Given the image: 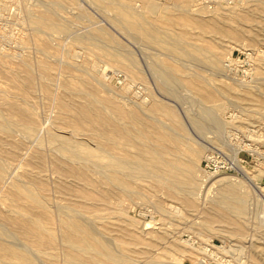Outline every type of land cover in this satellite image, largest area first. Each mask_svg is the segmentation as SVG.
<instances>
[{
	"label": "rangeland",
	"instance_id": "obj_1",
	"mask_svg": "<svg viewBox=\"0 0 264 264\" xmlns=\"http://www.w3.org/2000/svg\"><path fill=\"white\" fill-rule=\"evenodd\" d=\"M147 1L68 0L65 1L67 3L64 2L66 5L63 3L60 7L52 5L48 0H0V86H3L0 87V100L19 101L21 104L28 105L32 113L34 111L33 117L36 120V124L37 121L39 123L33 134L34 136L31 135L30 137L23 136L22 132L19 134L20 130L14 129L15 131L13 130L11 139L15 146L6 145V136L0 133V147L2 148H0V155L5 158H3V161L0 156V161L4 162L5 165L7 164L6 171L8 169V174L6 171L4 173L3 182L0 181V186L2 185L0 187V195H2L0 197V202L2 203H0V207H2L0 208V218L2 219H0V228L3 226V233H0V241H4L3 243L10 246L13 245L12 247L17 250L27 251L34 261L37 260L36 263L38 264H66L64 246L62 241L60 242L61 231L56 216L59 204H62V209L68 211L66 206L68 205V201L57 187L58 182L56 180L58 181L62 176L54 160L58 156L57 154H59L57 149L58 144L50 141L49 133L57 127L55 125H58L61 127L56 128L53 132L79 140L83 131L80 142L84 146L93 149H97V144L100 143L104 146L106 140L103 137L99 135L91 136L86 130L78 133L73 130L75 122L72 119L71 113H64L65 111L60 106L61 101L65 97L64 95L67 94V83L71 81L78 83L80 79H85L97 88V95L101 99L110 98L117 108L136 113L138 117L136 121L130 120L127 116L118 118V116L112 114L116 120L124 123L133 133H137L138 130H142L144 133L135 137L128 136L124 140L125 149L122 153L131 158L134 155V151L136 153V151H140V148H147L152 151L155 147L154 149H158L159 151L163 150L164 140L157 136V129L155 128L156 125L166 126V122H168L167 126H172V122L164 114L149 111L154 101L157 100L173 108L184 123L186 128L184 127L185 129L179 138L181 142H185L184 144L186 145L203 143L208 147L202 153L198 167H191L192 169L185 172L186 175L184 173L181 176L182 179H187V175L199 178L203 173H213L205 170V159L206 155L215 151V154L219 158L225 159L229 166L223 172L218 169L215 170L214 172H218V177L232 176V179L242 181L250 192L249 200L246 203L248 214H246L247 219L245 221V224L249 228L245 231L246 235L239 236L231 228L235 222L232 224L231 221L221 218L220 214L224 210L215 204L214 198L219 189L218 184L210 183L203 196L194 197L193 195H188L182 188H180L181 192L173 183L166 182V184L161 185L157 177L153 178L151 175L145 177V174L142 172L136 173V177L132 178L123 176L126 180H128L127 178L130 180L127 181L128 184L120 186L121 188L124 187L123 189H118L120 190L118 191L120 198H114L113 202L109 205L98 206L92 212H86L84 215L81 213L80 215L84 222L88 221L91 224L94 222L92 228L95 224V230L101 231L97 236L103 240L109 237L112 242V244L109 242V245L110 247H114L112 248L114 251L121 248L119 255L125 257L127 254V256L130 255L127 257L131 259L129 264H147V262L148 264H256V262L260 264L264 262V197L257 195L253 183L260 182L262 187H264V134H261V132H264V40L254 45H244L245 41L243 39L240 41L229 38L218 39L215 32V24L211 22V18L213 17V13L215 14L218 11L235 14V12H240L246 8L245 11L252 14V18L246 20V27L243 26L244 30H246L245 36L249 39L251 32L249 31L250 27H248V24H256L257 28L264 33V0H157L162 6L155 13L146 10L145 5ZM183 4L184 7H182ZM28 9L31 11H27ZM45 9H49L56 19L65 23L67 29L65 31L54 30V32L38 25L35 26V23L31 20L43 10L45 11ZM200 10L203 11L202 15H200L202 13ZM221 21L218 22L220 27L228 25L229 21H224L226 24ZM230 23L235 24L236 21L230 20ZM151 28L157 29L158 32H154ZM98 29H103L104 34L99 38H94L95 32ZM65 32L67 35L64 34ZM174 38H178V40ZM117 44L119 48L123 46L126 51L123 48H121L122 50H118ZM98 45H102V47L100 48ZM120 45L122 46L120 47ZM120 51L121 54L131 57L138 69L134 67V71L131 72L124 69L120 64L116 66L117 62L114 61V55L112 54L120 53ZM249 52L253 53L256 60V66L252 74L240 79L237 76L234 77L229 74L226 70L227 58L231 56L237 58ZM212 53L220 58L221 63L218 66L209 63V59L214 56ZM6 61H10L11 64ZM40 62L49 65H47V68H49L46 72L41 71L40 66H38ZM17 64H19V67L21 65L24 68L20 67L21 71L25 70V68L31 70L34 76V83L32 85L25 86L26 88H24V85L14 76L15 74L13 75V70L11 71V69L19 70ZM108 64L114 65L115 71L109 70L108 73L110 74L106 79L101 77V75ZM93 65H95L94 70L91 68ZM32 68L34 69L33 72ZM161 70H169L168 72L176 76V81L163 86L159 82L160 79H157ZM47 72H49V77H45ZM154 72L157 73L154 74ZM225 74L230 77V79H226L228 82L222 80L225 78ZM13 83H16V85ZM46 87L48 88L47 91ZM7 91L9 94L6 93ZM18 92L21 95H17L16 93ZM207 93H212L215 95V99L223 101L225 105L220 110H217L216 113L218 114L216 116H220V119L219 117L216 118L217 121L215 119H208L205 117V113H203L204 110L210 108L209 106L212 108L214 104L213 101L206 99ZM182 94L183 96H180ZM3 95L4 98H2ZM98 106L100 105L98 104ZM1 111L4 110L1 109ZM104 113L105 117L108 116L107 118L110 119L111 109L107 108ZM201 113L205 118H202L203 115ZM201 115L202 117H200ZM197 117L200 120L202 119L203 123ZM39 121L42 123L40 124ZM218 121L219 124L220 122L222 124L219 125ZM209 122L213 124L211 123V125ZM49 125L51 126L49 127ZM213 125H216V127ZM67 127L69 130L66 129ZM70 127L73 128L70 129ZM199 128H202L201 134L197 131V129L200 131ZM252 129L254 133L258 130V133L253 134ZM260 129L261 131L259 132ZM72 131H75L74 133L79 137L77 138L75 134L73 135ZM182 136H186V138L189 136L192 139L188 137V140L184 138L185 141H183ZM27 138L29 141L26 140ZM149 144L151 146L153 144V148ZM27 147L28 149H26ZM181 147L183 150L182 156L185 157L187 155L185 151L186 146L185 148L184 145ZM28 151H30L29 154ZM19 155L22 157L19 158ZM36 155L39 157L38 160H35ZM168 157H171V155H168ZM59 158L65 165L68 164V167L86 174L88 173L89 178L97 179V192L104 193L106 185L112 186L107 183L105 175L97 171L94 165L75 162V158L69 157L67 152L64 153V156L63 154L59 155ZM6 160L8 163H6ZM14 163L15 165H13ZM25 167L27 168L25 169ZM14 169L20 171H17L19 176H17L18 174ZM6 177L7 179H5ZM8 177L13 178L11 182L20 181L22 178V180L25 179L21 182H26L36 193L38 192L40 195H43L40 196L37 193L41 199L44 198L43 201H48V203L46 201V204L52 214L51 217H45L43 220L45 225L53 232L55 238L58 237L53 243L54 245L48 242L46 238L47 240H44L40 249L36 250L31 242V233L23 235L21 233V225L9 221V216L14 213L8 210V203L16 202L15 204H17L19 202L20 204H24L26 201H15L12 198L13 187ZM18 177L20 179H17ZM29 177L32 180L28 179ZM247 177H253L254 179L251 181ZM4 184L6 186L3 188ZM57 202L59 203L57 204ZM172 204L180 208L182 207L186 214L183 213L184 216H179L181 214H178L172 207ZM3 205L7 208L5 209ZM209 212L213 213L215 217L210 216L211 213L209 214ZM172 213L174 217L171 215ZM85 215H88L87 218ZM92 218H95V220ZM261 218L262 222L260 221ZM97 222H99L98 225ZM8 223L11 225H8ZM147 223L151 225L149 228H146ZM117 228H121V230L118 231ZM11 229L15 230L13 233L17 236L16 238L13 233V236L9 237ZM227 230L230 232H227ZM258 230H261V233H258ZM117 231L121 235L117 234ZM102 232L106 237L102 236ZM161 234H164L165 238L156 242L153 250L150 251L151 254L155 255V260L151 261L150 258L142 253L136 255L131 251L135 243L139 242L140 245L138 247H142L143 244L153 243L151 242V238ZM19 238L22 242L18 240ZM16 239L17 243H22V247L25 242V246L22 248L19 244L15 245L17 244L14 243ZM185 240L196 247H202L203 249L206 247L211 250L208 253L192 251L185 256H180L179 251L175 247L184 248L185 243H187ZM30 245L33 249L28 247ZM28 248L33 252L28 250ZM42 249L46 251L44 252ZM116 253L118 254V251ZM35 254L40 256H36ZM38 257L43 259L39 258L42 262ZM133 257L135 258L133 259ZM143 261L144 263H142Z\"/></svg>",
	"mask_w": 264,
	"mask_h": 264
},
{
	"label": "bare ground",
	"instance_id": "obj_2",
	"mask_svg": "<svg viewBox=\"0 0 264 264\" xmlns=\"http://www.w3.org/2000/svg\"><path fill=\"white\" fill-rule=\"evenodd\" d=\"M48 1L54 6L55 5L60 6L65 1H68V0H48ZM225 1H227V0H225ZM65 3H67V2H65ZM65 3H64V5H66ZM242 4H244V3H242ZM186 5H187V3H186ZM209 5H210V3H209ZM161 6L162 5H160V3L157 0L156 1L155 0H148L146 2V5H145L146 10H148L150 12H153V13H155L157 10H159ZM179 6L181 7V5H179ZM243 6H242V9H243ZM182 7H184V4L182 5ZM245 10H246V8H245ZM245 10L243 9L240 12H235V14H231L229 12L228 13H224V12H220V11L216 12L215 14L213 13V17L211 16L212 17L211 18V22L213 24H215V30H216L215 32L217 34L218 39L219 38H229V39L238 40V41L243 39V41H245L244 45H254L255 43H259V42L264 40V33L260 29H258L256 24H254V23L248 24V27H250L249 31L251 32V36H250L249 39L246 38V36H245V31L246 30H244L243 26H245L246 20H250L252 18V14H250L251 12L248 13ZM27 11L30 12L31 10L28 9ZM200 11H202V10H200ZM213 12H215V11L213 10ZM199 14H200V12H199ZM202 14H203V11H202V13L200 15H202ZM28 15L30 16L29 13H28ZM263 18H264V16H263ZM220 20H222L223 22L224 21H229L228 25L225 26V27L224 26L220 27L218 25V22H220ZM230 20H232V21L234 20V21H236V23L232 24V23H230ZM31 21L33 23H35V26L38 25L39 27H44L46 30L49 29V31L50 30H53V31L54 30L55 31H65L67 29V25L65 23L59 21L58 19H56L51 14L49 9H47V10L45 9V11L43 10L40 14L34 16L33 20H31ZM98 28H102V27H98ZM151 29L154 32H158L157 29H155V28H151ZM74 32H75V30H74ZM64 34L67 35L66 32ZM102 34H104L103 29L102 30L98 29L95 32L94 38H96V37L99 38ZM174 39L178 40V38H174ZM93 44L97 45L95 43H93ZM98 46L100 48L102 47V45H98ZM117 46H118V48H117L118 50H122L121 48H123L125 50V48L122 45H120V47L122 46L121 48H119L118 44H117ZM112 55H114V61L117 62L116 66L118 64H120L124 69H127L128 71H131V72L134 71V67H136L138 69V67L134 63V60L131 57L127 56V55L121 54V51H120V53L119 52L118 53H113ZM26 58H29V57H26ZM30 60H31V57H30ZM7 63H10V61L7 62ZM15 63H18V62H15ZM209 63L214 65V66H218L221 63L220 62V58L217 55H214L213 57H211L209 59ZM6 65H8V64H6ZM17 65L19 67V64H17ZM47 65L48 64H46L44 62H40L38 66H40V69H41L42 72H46L47 69L49 68V67L47 68ZM13 66H14V64H13ZM20 67L23 68L21 65H20ZM20 67H19V70L11 69V71L13 70L12 71L13 75L15 74L14 76L16 78H18V81L21 82L24 85V88H26L25 86H29V85H32L34 83V76L32 75L31 70L29 68H27V69L25 68V70L21 71ZM28 67H30V66H28ZM88 67H90V66H88ZM91 68L94 70L95 65L91 66ZM162 69H164V68H162ZM167 69H168V67H167ZM33 70L34 69L32 68V72H33ZM109 70L115 71L114 65L108 64L107 68L105 70H103L101 77H104V78L108 77L109 74H110V73H108ZM154 70L156 71V69H154ZM164 71L161 70V72H159V78L156 77L157 79H160V81L159 80L158 81L163 86L176 81L177 78H176V76H174V74L168 72L169 70H164ZM12 72H10V73H12ZM156 73L154 72V74H156ZM48 74H49V72H47L45 77L48 76ZM50 75H52V74H50ZM224 76H225V78L222 79L223 81H227L226 79H230V77L226 76V74ZM13 77H12V79H13ZM45 80H46V78H45ZM16 82H17V80H16ZM231 82H234V81H231ZM65 83H66V80H65ZM13 84L16 85V83H13ZM17 85H19V83H17ZM22 86H19V87H22ZM106 86H107V84H106ZM0 87H3V86H0ZM4 87H5V85H4ZM8 87H10V86H8ZM63 87H65V86H63ZM83 87H85V88H83ZM166 87H168V86H166ZM67 88H68V90L66 91L67 94L64 95L65 97L61 101L60 106H61L62 110L65 111V112L63 111L64 113H66V114L67 113H71V116L73 117L72 119L75 122V128L73 130L77 131V133L82 131V130H86V132L89 135L90 134H91V136L92 135H99V136L103 137L106 140V142H105L104 146L101 143L97 144V149H93L91 147L84 146V144L82 142H80V138L83 135V131L81 132V134H82V135H80L81 137L79 138V140L77 139L78 140L77 141V140H75L76 138L75 139H73V137L72 138H68V137H65V136H63V135H61L59 133L53 132V130L55 131L56 128L61 127V126H58V125H55V126H57L56 128L52 127V128H55V129H53L52 132L49 133L50 141L53 142V143H57L58 144V148L57 149H58L59 154H57L58 156H56L54 160H55V163L57 164V168L60 171L62 176L58 179V181L56 180V182H58L57 183V187H58V190L66 197V199L68 201V205H66L67 208H68V211L62 209L61 208L62 204H59L60 206L57 207L58 214L56 216L58 224H59V228H60V231H61V234H60V239L61 240H60V242L62 241L63 246H64V252H65L64 253L65 254L64 255L65 256L64 259H65V263L66 264H129L130 263L131 259L127 258L130 255L127 256L128 255L127 254L126 257L119 255L120 254V250H121V248H119L120 246L118 247L120 250H116V251H118V254H117L116 251H114L112 249L114 247H110V245H109V242L112 244V242L110 241V238L109 237L107 238V239H109V241H107V239H105L108 242L107 243L105 240H103L100 237H98L97 235L101 231L95 230V228H94L95 224H94V227L92 228V225H93L94 222L92 224L90 222L88 223V221L84 222L81 219L82 217H80V215H81V213H83V215H84L86 212H92L98 206L109 205L110 203L113 202L112 200L114 198L115 199L116 198H120V196L118 195V191H120V190H118V189L121 188L120 186H124V185L128 184L127 181L130 180L129 178H127L128 180H126L123 176H125V177L129 176V177L132 178L134 176L136 177V173H139V172L140 173L142 172L143 174H145V177L146 176L148 177L149 175L153 176V178L157 177V180L161 183V185L166 184V182L173 183L179 189L182 188L183 191L188 193V195H191V196L193 195L194 197L195 196L199 197L200 195L203 196L204 193L206 192L207 188H208V185L210 183L218 184V186H219L218 188L219 189H218V192H216L217 193L216 196H215L216 199L214 198V201H215V204H217L221 209L224 210V212H221L222 214H220L221 218H223L224 220L226 219V220L231 221L232 224H233V222H235V224L231 228H232V231L235 230L236 233L239 236H243L245 234L246 229L249 228L245 224V221L247 219L246 218V214H248L247 213L246 203L249 200L250 192L246 189V186L244 185V183L242 181L232 179V176L218 177V174H217L218 172H213V173H207L206 172V173L201 174V176L199 178L196 177V176H192V175L191 176L187 175V179H182L181 178V176L184 175V173L186 171H188L189 169H192L191 167H198V165L200 163V160H201V157H202V153L208 147L206 145H204L203 143H198V141H196L198 144H193V145H189L187 141H186V143L188 145L184 144L185 142L184 143L181 142V139H179V138L182 135V131L186 127H185L184 123L180 120V117L178 116L177 112L173 108L168 107L165 104H162L161 102H159L157 100H155L153 105L149 108L150 112L152 111V112H155V113L158 112L160 114H164L172 122V126H167L168 122H166V126H158V125H156V128H155V129H157V134H158L157 136L160 139L164 140L165 144L163 146L162 145L161 146L163 147V150H165V151L162 150L163 151L162 152V151H159L158 149H154L155 147L154 148L152 147L153 144H152V146L149 144L153 148L152 151L147 149V148H140V151H138V152L136 151V153L134 151V155L130 158V157H128V155L122 153L124 151V149H125L124 148L125 147L124 140L128 136L135 137V136H138V135H142L144 133H143L142 130H138L137 133H133L131 131V129H129L127 126H125L124 123L116 120L114 115L118 116V118L127 116L130 120L136 121V120H138L137 119L138 117H137L136 113L133 112V111L123 110L122 108H117V106L114 105L113 100L110 99V98L105 99V100L101 99L97 95V88L93 84L89 83L85 79H80L78 83L72 82V81L68 82L67 83ZM16 89H18V88H16ZM169 89H170V87H169ZM2 90H4V89H2ZM25 90H27V89H25ZM47 90H48V88L46 89V91ZM24 91H22V92H24ZM2 92L4 93V91H2ZM50 92H51V90H50ZM6 93H8V91ZM61 93H63V92H61ZM16 94L17 95H21V94H19V92L16 93ZM10 95H12V94H10ZM180 96H183V94L180 95ZM18 97H21V96H18ZM57 97H58V92H57ZM205 97H206L207 100L213 101L214 104L212 105V108H211V106H209L210 108H207V109L205 108L206 110H204V112L203 111L202 112L205 113V115H206L205 117H207L208 119H211V120L215 119L217 121L216 118L219 117V119H220V116L219 115L216 116L218 114L216 112H217V110H220L221 108H223L225 105H224L223 101H221L219 99H215V95H213L212 93L211 94L207 93ZM2 98H4V95H3ZM19 99H21V98H19ZM61 99H62V97H61ZM0 101H2V102H0V133H2L3 135L6 136V141H5L6 145L15 146L14 143L12 142V139H11L12 132H13L14 129L15 130L16 129L20 130L19 134H21V132H22L23 136L25 135L26 137H30L36 131L37 124H39V123L37 121V124H36V120L33 117L34 111L32 113L31 108L28 105L21 104L19 101H17L19 103H17L16 101H9V100H0ZM24 102H25V100H24ZM98 104L100 106H98ZM204 104L206 105V103H204ZM107 108H109V110L111 109V114H110L111 117H110V119L107 118L108 116L105 117V113L104 112H106ZM203 108H204V106H203ZM1 109H3L4 111H1ZM34 109H35V107H34ZM145 110H146V108H145ZM112 114H114V115H112ZM202 115L200 117H202ZM205 117L203 115L202 118H205ZM193 118H195V117H193ZM152 119H154V118H152ZM157 119H156V121H158ZM201 120H200V122H201ZM193 122H194V120H193ZM204 122H206V121H204ZM41 123L42 122H40V124ZM202 123H203V120H202ZM211 123L209 122V124H211ZM218 124H219V121H218ZM221 124L222 123L220 122L219 125H221ZM59 125H61V124H59ZM50 126L51 125H49V127ZM206 126H207V124H206ZM213 126L216 127V125H213ZM223 126H224V124H223ZM42 127H44V126H42ZM62 127H64V126L62 125ZM207 127H209V125ZM207 127H206V129H207ZM71 128H73V127H70V129ZM133 128H134V126H133ZM62 129H64V128H62ZM66 129H68V127ZM57 130H60V129H57ZM160 130H162V131H160ZM201 130H202V128L200 129V131L197 129V131L200 132V134H201ZM221 131H222V129H221ZM16 132H19V131H16ZM42 132H43V130H42ZM74 132L72 133L73 135L75 134ZM40 133H41V130H40ZM204 133H205V131H204ZM216 135H217V133H216ZM91 136H89V137H91ZM76 137H77V135H76ZM188 137L186 138V136H185V137H183V139L185 138V139L188 140ZM23 138H25V137H23ZM90 139H88V140H90ZM185 139L183 141H185ZM190 139H192V138H190ZM26 140L29 141L28 138ZM30 141H32V140L30 139ZM38 142H40V141H38ZM139 142H140V140H139ZM29 143L31 144V142H29ZM193 143H195V142H193ZM39 145H37V146H39ZM182 145H184V148L186 146L185 151H186L187 155L185 157L182 156V154H183V152H182L183 150H182V147H181ZM29 146H31V145H29ZM28 147L26 149H28ZM93 147H95V146H93ZM21 149H23V148H21ZM4 151H6V150H4ZM41 151H43V150H41ZM29 152L30 151H28V154H29ZM66 152L69 154V157L75 158L74 159L75 162L78 161V162H81V163L94 165L96 167L97 171L102 172L105 175V179H106L107 183L111 184L112 186L106 185V187H105L106 191L104 193L100 192L99 190H98L99 192H97V186H98V180L97 179L89 178L88 175H87L88 173L86 174L84 172L77 171V170H75L72 167H68L67 166L68 164L65 165L60 160L59 155L63 154V156H64V153H66ZM38 153H43V152H38ZM237 153H235V154L237 155ZM168 155H171V157H168ZM20 157H22V156L19 155V158ZM66 157H68V156H66ZM3 158L4 157H2L1 160H3ZM32 158H34V157H32ZM62 158H64V157H62ZM206 158H209V154L206 155ZM38 159H39V157L36 155L35 156V160H38ZM66 161H68V160H66ZM3 163H2V161H0V181H2V182H3V178H4V173L6 171V165H7V164L5 165V163L4 164ZM6 163H8L7 160H6ZM16 163L18 164V162H16ZM69 163H71V162L69 161ZM8 165H10V164H8ZM13 165H15V163ZM11 166H9V167H11ZM26 168L27 167H25V169ZM16 169H17V167H16ZM9 171H10V169H9ZM17 171H16V173L18 174L17 176H19L18 172H20V171H18V172ZM6 173L8 174V169H7ZM21 173H20V175H21ZM7 174H5V175H7ZM12 175H13V173H12ZM185 175H186V173H185ZM245 175H247V174H245ZM7 176H9V175H7ZM140 176H141V174H140ZM142 177H143V175H142ZM254 177H257V176H254ZM5 179H7V177ZM5 179H4V181H5ZM9 179H10L9 181L11 182V179H13V178L11 177ZM17 179H20V178L18 177ZM22 179L20 181L11 182L12 183V187H13L12 198L15 201L16 200H23V201L25 200L26 203H24V204H20L19 202H17V204H15L16 202H13V203L9 202L8 203V206H9L8 210L12 211L14 213L13 215L11 214L9 216V221L12 222V223H19L21 225V233L23 235H27L28 233H31V235H32V240H31L32 245L37 250V249H40V247L42 246V244H43V242H44V240L46 238L48 239V240L46 239L48 242L53 244L57 240L58 237L55 238L53 232L45 225V222L43 220V218H45V217H47V218L51 217V214H52L50 212V210H49V207L46 204L47 200L43 201L44 198L41 199V197H40V196H43V195H40V193L37 192L40 195L39 196L26 182H21V181L25 180V179L24 180H22ZM28 179H31V178L29 177ZM248 179H250L252 181L254 178L253 177H249ZM27 181H30V180H27ZM44 181H46V180H44ZM132 181H133V179H132ZM56 182H55V184H56ZM102 184H104V183H102ZM180 184H183V185H180ZM5 186H6V184H4L3 188ZM7 186H9V185H7ZM253 186L255 188V191L257 192V195H260V196L264 197V187H262L260 182H258V183L254 182ZM123 188H121V189H123ZM2 190H5V189H2ZM128 191H129V189H128ZM135 191H137V190H135ZM180 191H181V189H180ZM129 192L131 193V191H129ZM4 193L6 194V192H4ZM8 194H10V193H8ZM127 194H129V193H127ZM1 196L2 195H0V197ZM44 197H45V195H44ZM8 201H10V200H8ZM47 203H48V201H47ZM58 203L59 202H57V204ZM152 203L154 204V202H152ZM3 206L5 207V205H3ZM54 207H55V205H54ZM172 207L178 212V214H181L179 216H182L183 213H185V211L182 209V207L180 208V207L175 206L173 204H172ZM249 207H251V206H249ZM0 208H2V207H0ZM6 208L7 207H5V209ZM59 208H61V209H59ZM63 208H65V207H63ZM170 209H171V207H170ZM213 211L215 212V210H213ZM206 212L208 213V211H206ZM210 213L211 212H209V214ZM213 213H211L210 216L215 217V215ZM171 215L173 216V213ZM216 215H218V214H216ZM85 216L87 218L88 215H85ZM93 220H95V218ZM261 220H262V218L260 219V221ZM247 221H249V220H247ZM1 223H3V222H1ZM98 223L99 222H97V225H98ZM9 224L10 223H8V225ZM146 225H147L146 228H149L151 226V225H149V223H147ZM256 226H257V224H256ZM13 227H14V225H13ZM106 227H108V225H106ZM2 228H3V226H2ZM2 228H0V233H3ZM225 228H227V227H225ZM93 229L97 232V234H96V232ZM207 229H208V227H207ZM260 229H261V227H260ZM11 230H10L11 234L9 235V237L15 235L13 233V231L15 232V230H13V229H11ZM117 230L120 231L121 228H117ZM229 230H231V229L229 228ZM5 231H7V230L5 229ZM118 231L116 233L120 234V232H118ZM158 232H159V230H158ZM227 232H230V231L227 230ZM257 232L261 233V230L260 231L258 230ZM12 233H13V235H12ZM103 235H104V237H106L104 233L102 234V236ZM254 235H256V234H254ZM257 236H259V235H257ZM14 237L16 238L17 236L15 235ZM14 237H12V238H14ZM260 237H261V235H260ZM111 238H113V237H111ZM163 238H165L164 234L155 235L154 237L151 238V242H153V243L143 244L142 247H138L140 245L139 242L137 244L135 243L134 248H132L131 251L133 253H135L136 255H140V253H142L146 257L150 258L151 261L155 260V258H156L155 255L153 253L151 254L150 251L153 250L154 244L156 242H158L160 239H163ZM18 240L22 242V240H20V238ZM3 242L0 241V264H7V263L8 264H38V263H36L37 260L35 259L36 261H34L33 257H31L27 251H25V250H17V249L12 247L13 245L10 246V245H7V244H5ZM170 242H172V241H170ZM185 242H187V243H185L184 248H179V247L176 248L175 247V249L177 251H179V255L180 256H185L187 253H190L192 251H197V252L199 251L201 253L202 252L203 253H208L211 250L209 248H208L209 249L208 250L206 247L204 249L202 247L201 248L200 247H196L192 243H189L186 240H185ZM14 243H17V239H16V242L14 241ZM18 244L19 243L15 244V245H18ZM23 244H24L23 245V247H24L25 246V242ZM19 245H21V247H22V243H20ZM113 245H115V244L113 243ZM26 246H27V243H26ZM28 247L33 249L31 247V245L28 246ZM30 248H28V250H30ZM26 250H27V248H26ZM42 250L44 251V249H42ZM30 251H32V250H30ZM43 251H41V252H43ZM33 255H34V253H33ZM35 255L36 256H40V255H37V254H35ZM122 255H124V254H122ZM39 258L40 257H38V259ZM134 258L135 257H133V259ZM40 259H42V258H40ZM132 263H133V261H132ZM142 263H144V261ZM149 263H150V261H149ZM147 264H148V262H147ZM256 264H258V263L256 262ZM260 264H264V262H262Z\"/></svg>",
	"mask_w": 264,
	"mask_h": 264
},
{
	"label": "built area",
	"instance_id": "obj_3",
	"mask_svg": "<svg viewBox=\"0 0 264 264\" xmlns=\"http://www.w3.org/2000/svg\"><path fill=\"white\" fill-rule=\"evenodd\" d=\"M255 61V56L251 52L245 54L244 56L240 55L237 58L231 56L226 60V70L234 77L237 76L239 79L243 77L245 78L252 74L256 66ZM260 131L261 129L259 132ZM256 133H258V130ZM256 133L253 131V134ZM261 134H264V132H261ZM205 168L208 172H214L217 169L223 172L226 171L229 166L225 159L219 158V156L215 154V151H212L209 154V158L205 159Z\"/></svg>",
	"mask_w": 264,
	"mask_h": 264
}]
</instances>
